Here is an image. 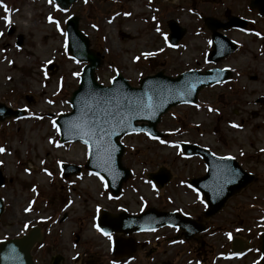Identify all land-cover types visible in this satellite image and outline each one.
<instances>
[{
  "label": "rangeland",
  "instance_id": "rangeland-1",
  "mask_svg": "<svg viewBox=\"0 0 264 264\" xmlns=\"http://www.w3.org/2000/svg\"><path fill=\"white\" fill-rule=\"evenodd\" d=\"M254 0H80L62 12L52 0H0V103L24 110L20 119L0 123V188L4 211L0 242L39 227L44 240L33 249L36 264H260L264 233V16L251 8ZM249 20L247 32L226 35L238 50L215 65L232 72L229 83L204 89L196 106H178L158 129L161 140L125 138L126 167L135 175L114 197L106 182L84 166L88 147L60 142L56 119L71 112L70 97L85 67L67 52L66 22L79 18L80 30L103 63L98 82L110 86L118 73L134 87L162 71L176 77L185 70L214 67L204 58L212 49L211 32L201 17ZM8 17V19H5ZM51 17V21L50 18ZM11 21V23L8 22ZM186 30L177 47L169 45L168 24ZM15 26L13 35H8ZM22 37V47L17 38ZM207 58V56H206ZM54 65L53 70H48ZM211 109V111H210ZM236 125V127H233ZM188 142L235 158L255 176L254 182L229 200L208 222V232L191 242L172 228L134 234L137 250L112 256L114 237L96 227V215L150 207L203 219L205 202L187 181L201 177L199 158L184 159L178 144ZM83 167L64 177L61 164ZM160 168L173 179L157 190L148 175ZM45 172V173H44ZM245 240L250 251L233 254L231 239Z\"/></svg>",
  "mask_w": 264,
  "mask_h": 264
},
{
  "label": "water",
  "instance_id": "water-1",
  "mask_svg": "<svg viewBox=\"0 0 264 264\" xmlns=\"http://www.w3.org/2000/svg\"><path fill=\"white\" fill-rule=\"evenodd\" d=\"M62 10H68L77 0H55ZM252 7H257L264 14V0H255ZM205 24L213 32L214 50L209 60L218 63L236 50V45L217 30L225 31L231 27L246 26V23L230 18L229 23L222 24L211 18H205ZM172 35L171 42L177 44L184 35L175 22L169 25ZM14 33V29L9 32ZM67 38L69 53L77 60L88 63L85 67L81 84L71 97L73 112L58 119L63 142H83L89 146V163L86 168L97 172L106 178L110 189L118 195L122 183L130 177V171L121 164L124 148L119 142L125 134L146 132L154 137L160 136L157 125L161 117L173 107L181 104H196L199 92L206 86L226 81L229 71L212 70L206 74L191 71L177 78L158 73L144 78L139 88L132 87L120 74L113 80L110 87L100 85L95 77V71L102 61L95 52L90 50L89 39L79 30V19L73 17L67 22ZM22 44V39L18 45ZM22 117V111H11L0 105V121L6 117ZM141 123V125H139ZM91 125L94 136L85 134V129ZM87 141V143H86ZM188 155L200 154L204 157L209 172L201 179L192 181L206 196L208 211L206 218L216 215L229 198L239 193L250 184L253 176L245 173L239 164L232 159H219L209 152L195 146L182 144ZM65 176L78 174L80 167L63 165ZM159 186H164L170 180L169 173L161 169L159 174L151 176ZM5 183L0 172V187ZM3 205L0 199V216ZM163 225L178 226L185 232L186 239H192L206 228L189 218L179 215L160 213L153 209L140 217H130L125 214L113 218L103 211L99 220V228L107 233H123L130 235L159 228ZM43 241L38 230H32L28 236L0 243V264H35L32 250L36 244ZM243 243L236 241L234 251L242 250ZM136 251L134 240L118 239L115 255L129 256ZM262 263L264 264V236L262 240ZM59 264V260L55 261Z\"/></svg>",
  "mask_w": 264,
  "mask_h": 264
},
{
  "label": "snow or ice",
  "instance_id": "snow-or-ice-1",
  "mask_svg": "<svg viewBox=\"0 0 264 264\" xmlns=\"http://www.w3.org/2000/svg\"><path fill=\"white\" fill-rule=\"evenodd\" d=\"M51 2H52V0H49V3H51ZM0 6L4 7L6 13L10 11L9 9H7L6 5H2V3H0ZM5 19H8V17H5ZM49 19L51 21V17ZM8 22L11 23L10 20H8ZM210 111H211V109H210ZM53 123H54V126H55V122H53ZM233 127H236V125H233ZM57 130L59 131V128H57ZM84 131H85L86 135H89V136H94L95 135V133L92 131L91 125H88ZM86 143H87V141H86ZM3 151H4V149L0 148V152H3ZM105 235H108V234L105 233ZM231 238H232L231 235H229V239H231Z\"/></svg>",
  "mask_w": 264,
  "mask_h": 264
}]
</instances>
